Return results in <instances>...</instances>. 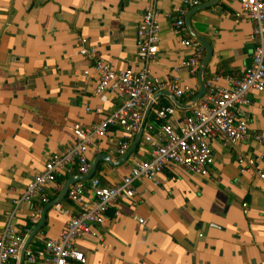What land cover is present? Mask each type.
Segmentation results:
<instances>
[{
  "label": "crops",
  "instance_id": "crops-1",
  "mask_svg": "<svg viewBox=\"0 0 264 264\" xmlns=\"http://www.w3.org/2000/svg\"><path fill=\"white\" fill-rule=\"evenodd\" d=\"M148 2L0 0V231L27 179L44 170L48 155L61 153L74 141L73 127L95 125L120 104L108 91L95 92V71L91 60L77 53L78 37H86L115 70L138 69L136 29ZM182 3L157 0L158 52L149 71L159 78H177L181 86L189 87L193 94L177 98L188 103L198 89L197 73L189 74L183 65L192 49L180 43L172 28L178 15L175 7ZM239 9L236 0H207L187 8L184 15L185 22L192 11L191 28L212 48L205 80L216 75L223 87L229 86L226 76H242L251 63L253 23L246 16L237 20ZM85 69L92 77L83 76ZM248 99L237 107L238 116L247 121L248 135L235 145L217 135L211 137L214 163L207 176L167 164L157 184L146 178L137 180L133 197H119L107 208L103 223L97 225L99 239L77 240L85 262L69 264H264V178L255 171L240 172L237 162L239 155L251 156L256 169L264 173V137L255 138L264 134V89L250 91ZM171 103L168 96L159 95L146 122L159 123L156 109ZM175 107L172 123L194 108ZM134 138L118 152L123 131L117 124L109 125L107 134L94 138L88 147L90 164L98 154H107L111 160L121 158ZM150 156L151 147L141 136L120 164L98 161L92 177L112 186L136 161ZM74 170L59 176L63 183L77 174ZM60 190L47 185L49 202ZM46 204L36 200L40 215ZM58 204L68 214L52 205L29 249H40L46 238L57 236L78 212L66 196ZM12 214V226L28 229L26 236L40 218L31 222L28 202ZM46 257L28 262L24 256L22 264H46ZM12 263L19 264V256Z\"/></svg>",
  "mask_w": 264,
  "mask_h": 264
},
{
  "label": "built area",
  "instance_id": "built-area-1",
  "mask_svg": "<svg viewBox=\"0 0 264 264\" xmlns=\"http://www.w3.org/2000/svg\"><path fill=\"white\" fill-rule=\"evenodd\" d=\"M207 0H183L182 5L175 7L178 13L174 19L173 31L180 37L183 46L192 49L191 54L183 62L189 74L196 75L204 54L203 45L190 36L185 27L184 15L186 9L199 5ZM240 9L235 16H242L252 21L249 34L254 46L251 63L240 77L226 76L228 87L218 84V76L205 80L206 91L198 106L190 113H184L181 120L171 122L176 111L174 105L156 109L159 123L145 122L142 139L151 147L149 159L136 161L121 181L112 186H104L97 177L80 180L69 186L66 197L75 204L78 212L71 215L58 235L48 237L43 246L34 251L27 248L25 257L28 262L46 257V264H69L70 261L85 262L83 251L77 246L80 238L99 239L97 225L104 221L107 208L119 197H133L136 194L135 182L141 178L159 182L158 175L167 164L178 165L189 172L202 176L209 174V168L214 163V154L209 139L215 135L231 145H235L248 135L247 121L238 116L237 107L248 103V94L252 90L264 89V0H236ZM157 0H149L143 9L141 20L136 29L138 69L124 68L115 70L104 60L96 48L88 44L84 36L78 37L76 51L79 56L88 58L95 71L94 90L96 93L108 91L120 100L119 106L90 127L75 125L73 127L74 141L61 153H52L44 161V170L31 175L26 182L22 194L14 200V209L9 219L0 231V264H13L20 253L28 229L19 231L12 226L13 212L22 202L31 206V222L35 223L40 215L36 200L42 204L49 202L46 187L52 183L60 190L63 181L58 177L76 168L77 174H85L90 168L86 152L93 139L105 136L108 126L117 124L123 131V140L118 152L122 153L138 131L143 112L153 95L161 90L171 91L176 98L188 96L194 92L186 86H181L177 78H159L149 71V64L158 52L159 24L157 20ZM174 67L173 70H176ZM85 78L92 77L89 69L83 71ZM88 110V108H87ZM264 134H256L255 138L262 140ZM239 171H255L264 178V173L258 171L253 157L239 155L237 158ZM57 212H68L56 203ZM144 223L143 219H139Z\"/></svg>",
  "mask_w": 264,
  "mask_h": 264
},
{
  "label": "water",
  "instance_id": "water-1",
  "mask_svg": "<svg viewBox=\"0 0 264 264\" xmlns=\"http://www.w3.org/2000/svg\"><path fill=\"white\" fill-rule=\"evenodd\" d=\"M192 12V11H191ZM190 13H188L185 17V24L186 27L190 33V35L192 37H194L195 39H197L204 47V56L198 66L197 69V80H198V89L195 93V95L191 98V100L188 103H181L171 92L169 91H161L158 92L156 95L153 96V98L148 102L147 107L143 113V118L140 124V127L138 129V131L135 134V138L133 143L131 144V146L125 151V153L123 154V156L117 160H111L110 157L107 154H98L97 156H95L90 164V168L88 170L87 173L85 174H76V175H72L70 177H68L64 183L63 186L58 194V196L53 199L52 201L48 202L45 207L42 210V213L40 215V218L38 220V222L36 223V225H34V227L30 230V232L28 233V235L26 236L20 253H19V264H22L24 256H25V250L28 248V245L30 243V241L32 240V238L34 237V235L41 229V227L43 226V224L45 223V219H46V212L47 210L54 204L58 203L60 200H62L63 198H65L67 190L69 188L70 185H72L73 183L80 181V180H88L90 179L95 172L96 169V165L97 162L100 160H105L107 161L109 164L111 165H118L121 162H123L127 156L135 149V147L137 146V144L140 142L141 136H142V132H143V127L144 124L146 122V117H147V113L150 110L152 104H153V100L156 99L159 95H166L170 98V100L173 102V104L177 107H180L182 109H188L191 107H196L199 104V100L203 97V95L205 94L206 91V86H205V78H204V73H205V69L207 66V63L211 57V53H212V48L211 45L201 36L197 35L193 29L191 28L190 25Z\"/></svg>",
  "mask_w": 264,
  "mask_h": 264
},
{
  "label": "trees",
  "instance_id": "trees-1",
  "mask_svg": "<svg viewBox=\"0 0 264 264\" xmlns=\"http://www.w3.org/2000/svg\"><path fill=\"white\" fill-rule=\"evenodd\" d=\"M168 105H173L172 103L171 104H168ZM75 171V170H74ZM76 172V171H75ZM58 180L59 181H62V178L61 177H58Z\"/></svg>",
  "mask_w": 264,
  "mask_h": 264
}]
</instances>
